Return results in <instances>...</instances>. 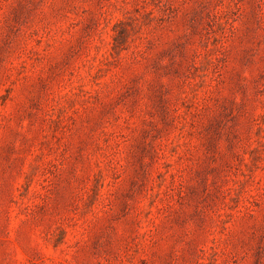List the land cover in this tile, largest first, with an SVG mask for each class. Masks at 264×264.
<instances>
[{"label": "rangeland", "instance_id": "obj_1", "mask_svg": "<svg viewBox=\"0 0 264 264\" xmlns=\"http://www.w3.org/2000/svg\"><path fill=\"white\" fill-rule=\"evenodd\" d=\"M0 264H264V0H0Z\"/></svg>", "mask_w": 264, "mask_h": 264}]
</instances>
